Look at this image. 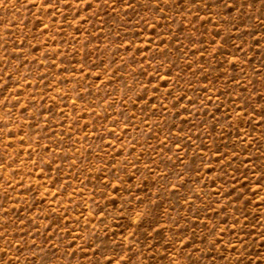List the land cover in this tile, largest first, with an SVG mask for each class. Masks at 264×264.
I'll list each match as a JSON object with an SVG mask.
<instances>
[{
    "label": "rangeland",
    "instance_id": "obj_1",
    "mask_svg": "<svg viewBox=\"0 0 264 264\" xmlns=\"http://www.w3.org/2000/svg\"><path fill=\"white\" fill-rule=\"evenodd\" d=\"M0 264H264V0H0Z\"/></svg>",
    "mask_w": 264,
    "mask_h": 264
}]
</instances>
